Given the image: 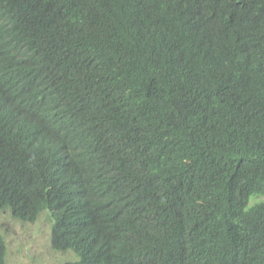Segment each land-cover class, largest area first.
Segmentation results:
<instances>
[{
	"label": "trees",
	"instance_id": "obj_1",
	"mask_svg": "<svg viewBox=\"0 0 264 264\" xmlns=\"http://www.w3.org/2000/svg\"><path fill=\"white\" fill-rule=\"evenodd\" d=\"M0 210L64 264H264V0H0Z\"/></svg>",
	"mask_w": 264,
	"mask_h": 264
},
{
	"label": "rangeland",
	"instance_id": "obj_2",
	"mask_svg": "<svg viewBox=\"0 0 264 264\" xmlns=\"http://www.w3.org/2000/svg\"><path fill=\"white\" fill-rule=\"evenodd\" d=\"M47 212L34 222H21L0 210V234L6 247V264H64L73 259L71 252L51 248L50 219Z\"/></svg>",
	"mask_w": 264,
	"mask_h": 264
}]
</instances>
